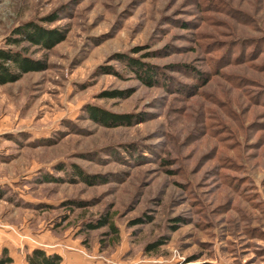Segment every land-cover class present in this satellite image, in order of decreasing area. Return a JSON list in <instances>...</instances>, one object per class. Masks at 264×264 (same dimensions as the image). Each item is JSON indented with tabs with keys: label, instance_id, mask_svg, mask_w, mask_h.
I'll return each mask as SVG.
<instances>
[{
	"label": "rangeland",
	"instance_id": "obj_1",
	"mask_svg": "<svg viewBox=\"0 0 264 264\" xmlns=\"http://www.w3.org/2000/svg\"><path fill=\"white\" fill-rule=\"evenodd\" d=\"M0 48V255L264 264V0H0Z\"/></svg>",
	"mask_w": 264,
	"mask_h": 264
},
{
	"label": "trees",
	"instance_id": "obj_2",
	"mask_svg": "<svg viewBox=\"0 0 264 264\" xmlns=\"http://www.w3.org/2000/svg\"><path fill=\"white\" fill-rule=\"evenodd\" d=\"M18 33L15 39H10V43L20 44L24 39L32 41L35 44L44 46L47 49L53 48L57 43L63 41V36L58 35V32L41 28L33 23H27L24 27L17 29ZM132 69L138 76L146 83L152 85L155 83L157 73L152 68H145V64L132 60L130 63ZM39 66L34 67L23 53L0 48V84L8 83L19 79L22 73H28L38 69ZM15 69L20 72H15ZM88 111L90 116L102 125L109 126L118 123L119 117L104 109L90 106ZM81 174V172H80ZM108 217L102 221L107 223ZM113 230H116L111 225ZM63 257L56 253H48L41 248H35L27 255L28 264H62ZM13 258L9 255V251L4 249L0 255V264H12Z\"/></svg>",
	"mask_w": 264,
	"mask_h": 264
}]
</instances>
